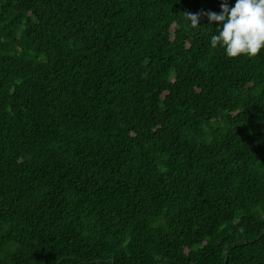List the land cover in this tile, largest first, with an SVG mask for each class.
<instances>
[{
  "label": "trees",
  "instance_id": "trees-1",
  "mask_svg": "<svg viewBox=\"0 0 264 264\" xmlns=\"http://www.w3.org/2000/svg\"><path fill=\"white\" fill-rule=\"evenodd\" d=\"M220 3L0 0V264H264V49L185 16Z\"/></svg>",
  "mask_w": 264,
  "mask_h": 264
},
{
  "label": "clouds",
  "instance_id": "clouds-1",
  "mask_svg": "<svg viewBox=\"0 0 264 264\" xmlns=\"http://www.w3.org/2000/svg\"><path fill=\"white\" fill-rule=\"evenodd\" d=\"M219 12L185 13L189 23L198 27L201 17L216 23L210 46L220 47L228 57L255 56L264 49V0H234L229 6L221 0Z\"/></svg>",
  "mask_w": 264,
  "mask_h": 264
}]
</instances>
